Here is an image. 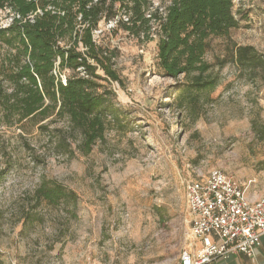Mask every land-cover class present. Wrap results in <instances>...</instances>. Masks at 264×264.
Here are the masks:
<instances>
[{
  "label": "rangeland",
  "instance_id": "obj_1",
  "mask_svg": "<svg viewBox=\"0 0 264 264\" xmlns=\"http://www.w3.org/2000/svg\"><path fill=\"white\" fill-rule=\"evenodd\" d=\"M233 5L241 22L230 41L264 57V0ZM8 13L0 12V27L9 26ZM94 40L114 51L118 81L101 84L114 91L121 122L108 126L89 155L71 142V157L53 153L54 142L38 126L0 121V169L7 170L0 264H174L189 235L190 181L217 169L248 194L264 192V67L221 68L228 42L213 39L205 60L218 85L190 109L189 97L178 103L185 80L167 78L159 67L156 32L142 41L102 21ZM66 128L63 121L49 126ZM44 178L73 192L76 202L35 207Z\"/></svg>",
  "mask_w": 264,
  "mask_h": 264
},
{
  "label": "trees",
  "instance_id": "obj_2",
  "mask_svg": "<svg viewBox=\"0 0 264 264\" xmlns=\"http://www.w3.org/2000/svg\"><path fill=\"white\" fill-rule=\"evenodd\" d=\"M233 7V0H0V12L11 16L9 26L0 27V121L38 126L48 132L55 154L74 156V142L80 154L89 155L108 126L122 118L114 91L101 84L118 81L114 51L94 40L102 21H114L142 41L156 32L159 67L165 77L185 80L178 103L183 107L189 97L193 109L198 94L218 85L214 66L205 60L213 39L228 42L221 68L228 62L245 70L264 67L253 47L230 41L241 22ZM59 121L66 130L50 131ZM6 171L0 169V184ZM76 198L46 178L34 194L35 207Z\"/></svg>",
  "mask_w": 264,
  "mask_h": 264
},
{
  "label": "built area",
  "instance_id": "obj_3",
  "mask_svg": "<svg viewBox=\"0 0 264 264\" xmlns=\"http://www.w3.org/2000/svg\"><path fill=\"white\" fill-rule=\"evenodd\" d=\"M237 181L213 169L186 186L189 235L179 264L254 258L264 236V196L251 202Z\"/></svg>",
  "mask_w": 264,
  "mask_h": 264
},
{
  "label": "crops",
  "instance_id": "obj_4",
  "mask_svg": "<svg viewBox=\"0 0 264 264\" xmlns=\"http://www.w3.org/2000/svg\"><path fill=\"white\" fill-rule=\"evenodd\" d=\"M246 190V189H245ZM246 197L251 202H256L261 197L264 196V192L257 194V195H251L250 193H247V190L245 191ZM180 256L177 258L176 262L174 264H179ZM210 264H264V236L260 238V246L258 247L254 258L250 259L242 254H234L230 256L227 260H218L214 261Z\"/></svg>",
  "mask_w": 264,
  "mask_h": 264
}]
</instances>
